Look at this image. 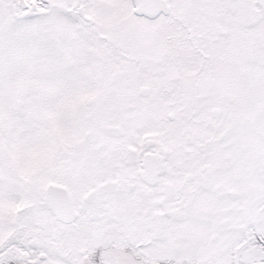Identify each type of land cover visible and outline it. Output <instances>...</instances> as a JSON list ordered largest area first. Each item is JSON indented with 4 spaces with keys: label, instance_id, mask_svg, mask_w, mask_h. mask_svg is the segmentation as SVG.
I'll list each match as a JSON object with an SVG mask.
<instances>
[{
    "label": "snow or ice",
    "instance_id": "6c2138e0",
    "mask_svg": "<svg viewBox=\"0 0 264 264\" xmlns=\"http://www.w3.org/2000/svg\"><path fill=\"white\" fill-rule=\"evenodd\" d=\"M0 264H264V0H0Z\"/></svg>",
    "mask_w": 264,
    "mask_h": 264
}]
</instances>
